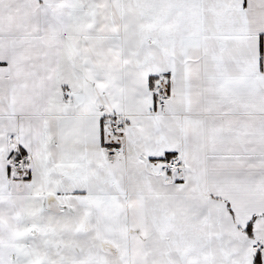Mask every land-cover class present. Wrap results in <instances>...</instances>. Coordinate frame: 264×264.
Returning a JSON list of instances; mask_svg holds the SVG:
<instances>
[{
	"label": "snow or ice",
	"instance_id": "6c2138e0",
	"mask_svg": "<svg viewBox=\"0 0 264 264\" xmlns=\"http://www.w3.org/2000/svg\"><path fill=\"white\" fill-rule=\"evenodd\" d=\"M0 264H264V0H0Z\"/></svg>",
	"mask_w": 264,
	"mask_h": 264
}]
</instances>
